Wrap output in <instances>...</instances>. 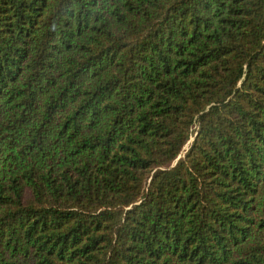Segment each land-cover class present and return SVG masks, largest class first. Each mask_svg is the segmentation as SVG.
I'll use <instances>...</instances> for the list:
<instances>
[{
	"label": "trees",
	"instance_id": "16d2710c",
	"mask_svg": "<svg viewBox=\"0 0 264 264\" xmlns=\"http://www.w3.org/2000/svg\"><path fill=\"white\" fill-rule=\"evenodd\" d=\"M0 264H264V0H0Z\"/></svg>",
	"mask_w": 264,
	"mask_h": 264
}]
</instances>
